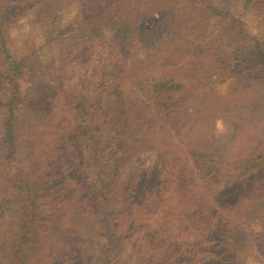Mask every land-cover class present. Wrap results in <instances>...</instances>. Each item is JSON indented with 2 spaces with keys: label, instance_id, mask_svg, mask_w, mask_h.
I'll return each instance as SVG.
<instances>
[{
  "label": "rangeland",
  "instance_id": "374dc122",
  "mask_svg": "<svg viewBox=\"0 0 264 264\" xmlns=\"http://www.w3.org/2000/svg\"><path fill=\"white\" fill-rule=\"evenodd\" d=\"M156 1L164 7H154V19L158 12L170 11L168 9L173 6L178 11H201L209 14L208 6L216 5L217 9L227 13L226 19L232 18L240 22L250 37L264 39V0H197L198 5L193 2L189 4V0ZM146 8L143 0H0V41L6 43L10 56L23 60L18 80L19 95L14 105L16 120L13 127L16 129V141L12 148L16 153L14 158H10V106L7 105L15 92L14 82L7 68L10 61L0 54L1 191L6 187L5 172H22L28 158H34L37 153L45 154L48 148L58 151V141L51 138L47 131L53 125L51 121L57 109L66 116L64 121L69 124H65V127L73 131L70 138L80 142V149L77 152V162L65 160L66 166H62L68 170H62L58 174L62 176L66 173V177L51 186L49 194L53 202L47 200L49 202L42 203L37 218L52 222L72 217L74 221H78L82 231L85 230L86 237L81 243L84 251L90 254L89 264H146L144 259L151 254L150 245L160 239L157 245L154 244L158 248L154 252H172L174 261L189 259L187 264H264V195H249V185L253 181L248 182L244 178L241 200H237L240 205L238 211L232 215L230 213L215 217L211 215L213 212L218 213V206L211 198L215 193L207 186L203 188L201 182L206 183L207 180L205 181L200 169V157L205 156L220 175L233 177L229 174L231 168L227 169L228 167L249 163L251 166L258 152L256 150L262 146L264 148V107L256 109L264 104V96L243 94L235 85V80H224V76L216 83L210 82L209 89H203L204 93H210L215 100L225 98L223 101H227L228 105L224 112L215 113L211 123L203 125L198 133L193 134L189 128L182 130L184 135H189V139L184 142L194 149V158L190 153H186L185 158L178 155V162H170L172 167H167L163 160H168V154L166 149L162 153L157 151L160 149L159 142L163 137H169L164 135L166 129L175 143L181 138L177 136L175 139L176 132L169 125L163 129L159 127L161 124L158 127L153 125L149 127L156 133L154 138L149 139L150 143L138 147L127 144V149L133 155H139L138 152L142 155L138 156L139 165L133 159H127L114 167L119 179L107 178V169H103L105 172L101 174L102 180L96 178L98 172L90 160V154L93 150L103 154L104 148H98L97 143L103 145L105 135L100 132L91 140L81 137L86 119L83 109L93 115V123L107 121V116L123 109L124 104L119 96L127 91V86L132 90L136 88L134 83L139 81V70L143 69L144 72L148 62L143 61L146 51L143 52L136 45L135 39L123 42L114 36L118 30H124L121 22L123 19L127 20L126 15H143ZM114 15L122 18L116 19ZM144 19L147 20L148 17L142 18V21ZM208 21L207 37L220 33L225 24L224 21L221 25L216 19L208 18ZM127 23L129 22L126 21L125 25ZM139 24H132L137 32L140 30ZM154 25L150 21L145 24L148 28ZM141 61L142 64L139 63ZM164 73L165 71L155 66L146 73V77L173 78L180 86L177 93H184L196 83L194 77L185 78L183 72L173 71L168 75ZM146 77L140 82L146 81ZM109 99L111 101L107 107ZM252 100L256 101L251 102ZM145 101L146 99L143 105L146 107L149 103ZM251 107L257 110L256 114ZM102 115L105 119H102ZM131 137L135 141L139 139L135 135ZM95 144L97 149L90 147ZM159 156L160 166L156 167L154 164ZM106 158L103 157V160ZM53 161L54 159H49L50 163H54ZM141 164L145 165L144 180H148L147 187L152 183L149 177L155 172L161 173V185L154 186L151 191L144 187L145 194L141 201L134 203L129 210L122 204V181L133 175L134 178H139L136 168ZM74 166L77 168H73ZM74 172L75 175H70ZM209 179L213 184L219 180L212 174ZM215 185L221 187L220 183ZM11 197L14 212L11 215L3 212V216L18 220L19 216L23 217L22 212L26 206L20 205L15 193ZM44 199L45 197L41 198V201ZM107 199H110V204ZM1 202L0 211L6 210L5 201L2 199ZM200 210L207 211L201 215V225L193 218V214ZM112 211H116V217L120 219L119 229L114 230V226L107 228V223L105 233L96 235L93 226L101 225L100 221L109 222ZM189 216H192L191 225L187 219ZM135 222L139 223L138 229L132 225ZM220 225H226L231 230L234 228L236 237L217 234L214 237L215 227ZM128 228L130 233L126 237L125 248L123 251H115V258H109L116 248L115 238L126 233ZM164 232L169 236H165ZM175 236L179 237L178 242L175 241L177 246H164V242L171 241L170 237ZM49 255L46 252L44 260L48 261ZM1 264L13 263L8 261Z\"/></svg>",
  "mask_w": 264,
  "mask_h": 264
},
{
  "label": "trees",
  "instance_id": "16d2710c",
  "mask_svg": "<svg viewBox=\"0 0 264 264\" xmlns=\"http://www.w3.org/2000/svg\"><path fill=\"white\" fill-rule=\"evenodd\" d=\"M144 1L147 7L145 13L140 16L126 15L125 18L128 16L127 20L123 19L121 22L124 30H118L114 36V38L118 37L123 40V42L133 38L136 40V45L140 46L143 52L146 51L143 61H147L148 63L145 66L146 69L144 72L143 69L139 70L140 75H137L139 81H136V83H139H134V87H136L135 89L133 88L134 90L130 89V86H127V91L119 96L122 98V104H124L123 109H119V111L112 114L110 117L107 116V121L103 120L99 123L98 121L93 123V115L88 112L87 109H83L86 119L85 125L83 126L84 128L82 129L84 132L83 134L81 133V137H86V140H91L95 136H98L100 132L105 135L102 139V141H104L103 145L97 143L98 148H104L103 154L94 150L90 154V160L94 163L98 172L96 178L99 180L103 178L101 175L102 172H105L103 169L109 171V173H107V178L112 177L114 180H117V178L119 179V175L115 173L114 167H118L120 163L127 159H133L136 164L139 165L138 158L142 155L139 152L137 153L139 155H133V153L127 149V144L130 143L138 147L150 143L149 139L154 138L156 133L152 130L153 128L149 127L153 125L158 127V124H161L159 125L161 129L167 128V125H169L174 132H176L175 139L177 136L181 138L178 143H175L170 137L171 134L169 130L166 129L164 135H168L169 137H163L162 141L159 139L160 149H157V151L162 153V151L166 149L168 160L164 159L163 161H165L164 164L167 167H172L170 162H178L179 156L185 158L186 153H190L194 158V156H196L194 149L192 147L189 148V145H185L184 142V140L189 139V135L188 133L184 135L182 130L189 128V131L192 129L193 134H195V132L198 133L199 130L203 128V125L211 123L212 116H214L215 113L224 112L228 105L227 101H223L225 98L219 99L220 101H218L213 99L210 93L203 92V89H209L210 82L216 83L225 76L224 80H235L237 82V84L235 82V85L238 86V89H241L243 94L248 95L251 93L255 94L256 97L264 96V39L250 37L243 29L240 22L232 18L226 19L227 13L217 9L216 5L208 6L210 11L207 12L209 14H204L201 11H178V9L173 6L168 9L170 11L158 12L157 18L154 19V7L163 8L164 5H159L156 0H143V2ZM189 1V4L192 2L196 5L199 4L197 0ZM116 16L117 15H114V17ZM146 17H148V19L142 21V18ZM118 18L122 17H116V19ZM208 18L210 20L216 19L219 23L221 22V25L225 21V24L221 27V32L215 34L214 37H207L206 35V28L209 22ZM126 21L129 22L127 23L128 25H125ZM149 21L155 23L152 28L145 26ZM135 22L138 24L140 23L138 25L140 28L138 32L135 26L132 25L135 24ZM134 34L136 36H134ZM5 44L4 41H0V54L1 57H5L10 61L8 62L7 68H9L8 71L12 76L15 92L7 105L8 107L10 106V110L8 111L10 124L8 125L11 132L8 139V144L11 145L9 156L10 158H14L16 153L13 150L16 141L14 137L16 129L13 127V123H15L16 120L14 105L19 95L18 80L19 72L23 69V60H18L10 56L9 50L6 49ZM151 50L152 53L150 52ZM143 61L139 63L142 64ZM155 66L165 71L164 74L166 75L173 71L178 73L183 72L182 75H184L185 78L194 77L196 83L190 86L184 93H177V89L180 86L173 81V78L169 79L160 76L158 79H152L146 77V73ZM210 72L212 73L209 75ZM145 77L147 80L140 82V80ZM149 80L153 81V83ZM253 83L257 84L254 85ZM144 99H146L145 102L149 103L146 107L143 105ZM110 101L111 99L107 101V107ZM255 101L256 100H252L251 102ZM261 107H264V104L256 107V109L259 110ZM251 108L253 109V113L256 114L257 110H254L253 107ZM262 111H264V109ZM103 115H105L104 112ZM65 117L62 111L58 112L56 109V113H53V120L51 121L53 125H51L52 127L49 126V130H47L50 132L48 135L55 141H58L59 153L57 150L55 152L48 148L45 150V154L37 153L34 158H28V160L25 161L26 164L22 172L12 174L7 171L4 173L6 187L3 188V191H1L0 188V202L3 199L7 209L4 210L1 208L2 210L0 211V264L1 262L7 263L8 261L13 264L90 263V254L84 251L83 243H81L83 238L86 237L85 230L82 231L78 221H74L72 217L66 219L63 217V219H56L52 222H47L44 219L39 220L37 218L41 204L49 201L53 202L49 194L51 192V186L66 177V173L62 176L59 175L62 170H68L67 167L62 166L65 164L64 162L68 160L77 162V152L80 149V142L77 143L70 138L73 135V131L65 127V124H69L64 121ZM102 119L105 118L103 117ZM132 135H135V138L139 139L137 141L132 140ZM200 138L202 137L200 136ZM168 141L173 144L167 143ZM97 146L95 144L90 147L97 149ZM256 151L258 152L256 157H254V164L251 166L249 163L247 165H240L238 167L231 166L227 168H231L229 174H232L233 177L230 175H220V172L215 171L216 168L206 160L205 156L200 157V161L202 162L200 169L203 172L202 174L205 177V181L207 180L206 183L201 181L203 183V188L207 186L209 190L215 193L211 195V198H213V201L218 206V213L213 212L211 215L215 217L221 216L222 214L228 215L230 213L232 215L233 212L235 214L238 211L240 205L237 200H241L242 181L245 179L248 182L253 181V183L249 185V195H255L257 197H262L264 195L263 146ZM105 156L107 158L103 160ZM49 159H54V163H50ZM160 160L161 157L159 156V159L154 164L156 167L160 166ZM144 164L136 168L139 178H134L135 175H133L122 181V204L126 208H129V210L134 203L137 204L141 201V197L145 194V189L143 188L148 186V180H144V177H146V173H144L146 170L143 168L145 166ZM73 168L77 167L74 166ZM164 170L167 169L165 168ZM75 173L76 172L70 175H75ZM160 174L159 172H155L149 177L152 182L150 183V187H147L149 191H151L154 186L157 185L159 187L161 185V182H159ZM168 174H170V172H168ZM209 174L219 179H217L218 181L216 183H220V188L215 185L216 183L213 184L210 179L208 180ZM234 181L236 182L235 184L233 183ZM1 184L0 182V186ZM14 193L15 196L19 198L20 205L26 206V209L22 212L23 217L19 216L18 220L15 217L3 216V212L8 215L14 212V207L10 202L12 198L11 194ZM43 197H45V199L41 201ZM103 197H105V195H103ZM228 199L229 201H226ZM130 202L132 203L130 204ZM107 203H111L110 199H107ZM1 204L2 202L0 205ZM205 212L207 213L206 210H200L196 212L197 214H193V218H195L197 224H202L201 215ZM191 217L189 216L187 218L190 225L192 220ZM106 219L107 218H105V220ZM108 221L109 222L106 223L100 221L101 225H94L93 228L96 229L94 233L96 232V235L100 232L105 233L107 228H112L113 226L114 230L119 229L120 225L118 226V223L120 219L116 217V211L110 212ZM107 223H109L108 227ZM132 225H134V228L138 229L139 223L135 222L132 223ZM104 227L105 230L103 231L102 229ZM129 233L130 228L126 229V233L115 238L116 248L114 252L112 251L110 253L109 258H115V251H123L122 249L126 246V237H128ZM164 233L165 236H169L168 233ZM215 234L236 237L234 228L231 230L226 225L216 226L214 237L216 236ZM178 238L179 237L176 236L174 238L170 237L171 241H166L167 243L164 242L165 245H163L170 247L177 246ZM149 239H151L150 235ZM160 240L156 241V243L154 241L153 245H150V249H152L151 254L144 259L146 264L148 262H153L152 264L188 263L187 261H189V259L174 261L172 259V252L155 253L154 250H158L156 245ZM176 240L177 242L175 243ZM200 242H203V240L200 239ZM44 251L45 253H50L48 261L43 258L45 254ZM157 254L159 257L156 259Z\"/></svg>",
  "mask_w": 264,
  "mask_h": 264
}]
</instances>
